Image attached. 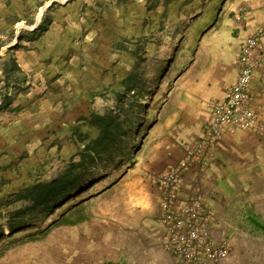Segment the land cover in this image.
Masks as SVG:
<instances>
[{"label":"rangeland","instance_id":"obj_1","mask_svg":"<svg viewBox=\"0 0 264 264\" xmlns=\"http://www.w3.org/2000/svg\"><path fill=\"white\" fill-rule=\"evenodd\" d=\"M225 1L0 0V264H140L123 177ZM236 206L264 264V199Z\"/></svg>","mask_w":264,"mask_h":264},{"label":"crops","instance_id":"obj_2","mask_svg":"<svg viewBox=\"0 0 264 264\" xmlns=\"http://www.w3.org/2000/svg\"><path fill=\"white\" fill-rule=\"evenodd\" d=\"M259 30L264 32V0H226L194 54L187 55L173 77L139 154L123 177L124 198L117 204L122 206L118 229L122 227L123 237H129V243L125 241L129 246L135 238L140 264H178L162 246L165 227L157 220L161 191L152 178L181 163L183 149L200 136L211 105L223 100L235 82L241 44ZM250 91L252 109L264 125L262 73L252 78ZM196 192L212 211L214 239L227 237L233 246L228 264H243L237 251L243 242L234 230L244 227V217L236 205L245 195L264 199V133L241 132L217 142L209 165H192L181 176L176 207L187 204ZM237 209L240 217L235 215Z\"/></svg>","mask_w":264,"mask_h":264},{"label":"built area","instance_id":"obj_3","mask_svg":"<svg viewBox=\"0 0 264 264\" xmlns=\"http://www.w3.org/2000/svg\"><path fill=\"white\" fill-rule=\"evenodd\" d=\"M263 30L248 36L238 51V74L225 97L211 105L209 118L201 125L200 136L186 146L183 160L153 176L160 188L157 220L165 227L163 249L178 264H228L232 255L229 238L216 241L212 235L213 214L200 192L187 204L176 207L180 178L192 165L210 163L212 149L225 137L241 132L264 133L259 115L252 109L250 82L257 73L264 75Z\"/></svg>","mask_w":264,"mask_h":264},{"label":"trees","instance_id":"obj_4","mask_svg":"<svg viewBox=\"0 0 264 264\" xmlns=\"http://www.w3.org/2000/svg\"><path fill=\"white\" fill-rule=\"evenodd\" d=\"M255 225H256V227H257L259 230H261V231L264 232V225H263V224H259V223L256 222Z\"/></svg>","mask_w":264,"mask_h":264}]
</instances>
